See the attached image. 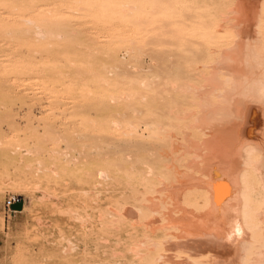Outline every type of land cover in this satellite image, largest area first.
Listing matches in <instances>:
<instances>
[{"label": "bare ground", "instance_id": "bare-ground-1", "mask_svg": "<svg viewBox=\"0 0 264 264\" xmlns=\"http://www.w3.org/2000/svg\"><path fill=\"white\" fill-rule=\"evenodd\" d=\"M157 2L174 19L155 23L177 26H156L159 37L175 36L154 49L159 78H132L148 70L122 64L132 83L158 90V106L132 102L144 91L111 97L126 101L110 121L115 149L107 163L98 156L85 173L91 191L82 190L108 202L92 201L90 218L79 213L89 223L58 228L63 255H76L72 264H264V0Z\"/></svg>", "mask_w": 264, "mask_h": 264}, {"label": "rangeland", "instance_id": "rangeland-1", "mask_svg": "<svg viewBox=\"0 0 264 264\" xmlns=\"http://www.w3.org/2000/svg\"><path fill=\"white\" fill-rule=\"evenodd\" d=\"M135 1L0 0V264L76 261V255H63L67 241L61 240L58 228L75 230L74 225L89 223L90 219L81 221L89 216L84 211L95 215L93 203L101 204L104 195L98 201L87 198L92 178L88 181L85 173L96 170L98 156L104 161L108 151L115 149L110 144L114 134L110 121L113 113L118 112L119 118L124 111L121 94L144 91L149 94L145 101L139 95L131 97L132 102L149 111L157 108L158 90L129 79L142 75L157 80L160 68L151 58L159 47L173 44L163 43L167 34L157 35L168 27L155 23L163 16L157 0H146L154 2L145 1L146 9L141 8L144 0ZM129 2L136 3V12ZM145 10H150V16ZM184 61L173 69L184 73ZM122 63L129 70L137 65L148 72L129 73L130 78ZM149 64L154 71L147 68ZM112 96L121 97L115 102ZM103 161L101 166L107 163ZM14 196L16 201L23 200L22 210L8 204ZM107 198H102L106 204ZM79 213L88 216L81 219Z\"/></svg>", "mask_w": 264, "mask_h": 264}, {"label": "water", "instance_id": "water-1", "mask_svg": "<svg viewBox=\"0 0 264 264\" xmlns=\"http://www.w3.org/2000/svg\"><path fill=\"white\" fill-rule=\"evenodd\" d=\"M11 207L14 209H21L23 208V200H18L13 203H11Z\"/></svg>", "mask_w": 264, "mask_h": 264}, {"label": "built area", "instance_id": "built-area-1", "mask_svg": "<svg viewBox=\"0 0 264 264\" xmlns=\"http://www.w3.org/2000/svg\"><path fill=\"white\" fill-rule=\"evenodd\" d=\"M15 201H16V197L14 196L12 199L9 200V203L8 204H11V203H13Z\"/></svg>", "mask_w": 264, "mask_h": 264}]
</instances>
